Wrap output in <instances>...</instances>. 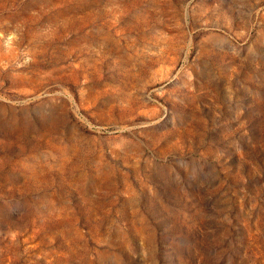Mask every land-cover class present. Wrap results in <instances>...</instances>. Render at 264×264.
I'll list each match as a JSON object with an SVG mask.
<instances>
[{
  "label": "rangeland",
  "instance_id": "obj_1",
  "mask_svg": "<svg viewBox=\"0 0 264 264\" xmlns=\"http://www.w3.org/2000/svg\"><path fill=\"white\" fill-rule=\"evenodd\" d=\"M0 264H264V0H0Z\"/></svg>",
  "mask_w": 264,
  "mask_h": 264
}]
</instances>
